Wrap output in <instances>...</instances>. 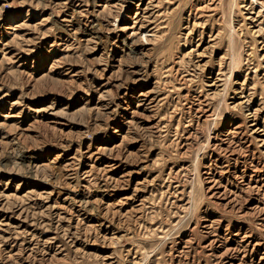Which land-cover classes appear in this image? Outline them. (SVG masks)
I'll return each mask as SVG.
<instances>
[{"label":"rangeland","instance_id":"obj_1","mask_svg":"<svg viewBox=\"0 0 264 264\" xmlns=\"http://www.w3.org/2000/svg\"><path fill=\"white\" fill-rule=\"evenodd\" d=\"M0 264H264V0H0Z\"/></svg>","mask_w":264,"mask_h":264},{"label":"bare ground","instance_id":"obj_2","mask_svg":"<svg viewBox=\"0 0 264 264\" xmlns=\"http://www.w3.org/2000/svg\"><path fill=\"white\" fill-rule=\"evenodd\" d=\"M23 157H26V154H23L22 158H23Z\"/></svg>","mask_w":264,"mask_h":264}]
</instances>
